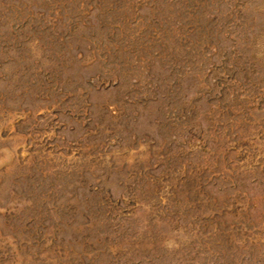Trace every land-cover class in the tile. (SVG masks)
<instances>
[{
	"label": "rangeland",
	"instance_id": "374dc122",
	"mask_svg": "<svg viewBox=\"0 0 264 264\" xmlns=\"http://www.w3.org/2000/svg\"><path fill=\"white\" fill-rule=\"evenodd\" d=\"M0 264H264V0H0Z\"/></svg>",
	"mask_w": 264,
	"mask_h": 264
}]
</instances>
